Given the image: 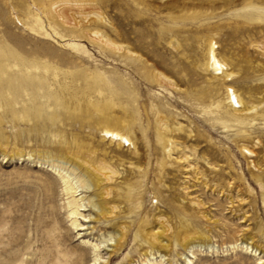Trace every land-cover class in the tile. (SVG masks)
I'll return each instance as SVG.
<instances>
[{
  "label": "rangeland",
  "instance_id": "1",
  "mask_svg": "<svg viewBox=\"0 0 264 264\" xmlns=\"http://www.w3.org/2000/svg\"><path fill=\"white\" fill-rule=\"evenodd\" d=\"M47 1L0 0L3 43L49 66L53 89L66 95L55 107L57 118L42 112L45 124L16 125L8 117L0 125V264H144L146 235L161 231L160 222L167 224L169 250L162 258L155 252L154 264H264V126L255 121L249 130V156L211 111L213 104L226 107L228 86L250 108L264 95V57L252 47L264 24L245 23L242 46L234 41L230 48L224 39L239 0H61L54 10ZM211 30L218 33V57L233 62V80L211 73ZM95 80L121 95L127 111L114 113L135 121L134 145L102 140L68 119L87 108L75 91ZM159 117L189 161L167 157ZM79 144L116 156L122 172L114 185L115 219L87 206L83 230L71 225L63 172L46 157L47 150L73 156ZM120 230L128 232L121 248ZM110 233L114 238L101 244L94 261L92 243ZM195 235L202 237L184 249L181 241ZM247 245L258 246L257 253Z\"/></svg>",
  "mask_w": 264,
  "mask_h": 264
},
{
  "label": "bare ground",
  "instance_id": "2",
  "mask_svg": "<svg viewBox=\"0 0 264 264\" xmlns=\"http://www.w3.org/2000/svg\"><path fill=\"white\" fill-rule=\"evenodd\" d=\"M40 1L43 3V0ZM60 2L61 0H50L48 7L54 10L55 5H58ZM213 3L215 4V2ZM225 4L227 5L228 3L225 2ZM238 5H240V8L236 9L233 14L236 17L234 24L227 32L224 31L226 32L224 44L226 43L230 48L234 41L240 47L242 46L244 41L242 34L245 33V31L243 32L245 23H248V26L256 22L264 24V0H239ZM59 11H62V8ZM214 13V16H216V12ZM213 20L212 22L216 21ZM210 25L213 26V23ZM251 27L253 28V26ZM216 28L218 30V26ZM253 29L252 31H254ZM261 29L262 31L258 39L252 41V47L258 54L264 57V28L262 27ZM212 33L214 36L213 39L210 37L212 42L209 44V68L211 73L214 74V79L216 80H233L236 75L233 70V62L229 59L223 60L218 57L215 49L218 37L216 35L218 33L216 34L214 31ZM221 42L219 41V43ZM48 67L46 65L40 66L35 61L26 59L15 49L3 43L0 38V107L4 109V112H0V125L9 117L12 123H16V125L20 121L25 120L30 122L33 127H38L39 123H47L41 116L42 112L48 111L54 118L59 116L58 112L55 111V107L63 105L62 101H65L66 95H61L53 89V84L47 75L49 71ZM262 80H264V77ZM75 92V94L81 93L87 108L81 109V113L77 117L69 116V120L75 119L81 123L82 127H88L89 131L100 134L102 140L107 138L110 141H117L118 145H121V143L135 144L132 141L135 121L114 113L117 108L126 109L127 111L126 106L122 103L124 100L119 93L115 92L112 88H108L102 80L86 81L84 87H80ZM75 94L71 96H75ZM51 99L52 101L50 102ZM226 101V107L222 111L218 103L216 105L213 104L211 111L215 119L225 129L235 131L238 145L245 154L251 156L253 150L247 146V143L254 141V139L249 130L254 129L255 121L264 126V95L255 106L250 108L243 103L242 94L237 92L232 86H228L226 89ZM17 104H22L23 107L16 108ZM156 122L158 124V140L167 152V157L169 158L173 154H177L175 159L183 158V160L189 161V155L182 152L179 144L168 136L171 131L169 126L160 117ZM76 151V154L74 153L71 156L68 152L66 155L62 153L53 154L47 150L46 157H49L48 160L51 168L55 170L61 169L63 172L60 174V177L63 182L62 190L68 199L66 205L68 215L73 219L71 225L74 228L78 227V230H83L85 222H87L86 217L88 216L82 211L86 210L85 207L87 206L96 208L99 212V217L115 219L113 216L118 206L112 203L117 196H120V193L119 187L114 185H118V179L122 172L118 166L121 163L115 164L118 158L107 155V151L104 149L100 151L91 146L79 144ZM17 154L19 156L23 155L20 150L17 151ZM61 162L69 163V166H64ZM113 187L116 189L114 190ZM90 188L97 189V192H94L92 195H83ZM94 197H98V199L94 200ZM91 214L92 212L88 213L89 217ZM80 217L83 219H80ZM160 227H162L161 231L155 232L151 230L146 235L145 240L148 244V249L143 253L144 264L155 263L151 258L155 252L160 253L159 256L162 258L165 254H161V252L169 250V244L163 243V235L167 224L160 222ZM126 231L120 230L116 235L118 236V243L116 244L120 248L127 238L128 232ZM114 236V234L110 233L104 240L92 243L95 252L94 261H98L101 258L98 254L99 249L102 248L101 244L110 241ZM199 236L187 237L180 244L184 249H190L194 240ZM176 243H179L178 238L176 239ZM246 248L256 254L258 246H253L252 248L247 245ZM179 255H183V253ZM187 260L190 262L191 258H187ZM259 263H262L261 259Z\"/></svg>",
  "mask_w": 264,
  "mask_h": 264
}]
</instances>
